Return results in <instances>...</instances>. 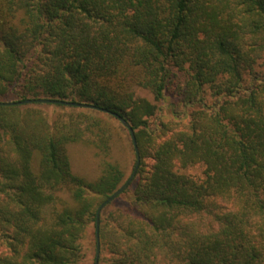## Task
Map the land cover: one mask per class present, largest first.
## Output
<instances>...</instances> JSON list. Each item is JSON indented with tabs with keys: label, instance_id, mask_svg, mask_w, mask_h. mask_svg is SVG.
<instances>
[{
	"label": "trees",
	"instance_id": "16d2710c",
	"mask_svg": "<svg viewBox=\"0 0 264 264\" xmlns=\"http://www.w3.org/2000/svg\"><path fill=\"white\" fill-rule=\"evenodd\" d=\"M41 98L102 110L0 107V264L95 263L114 113L100 264H264V0H0V102Z\"/></svg>",
	"mask_w": 264,
	"mask_h": 264
},
{
	"label": "rangeland",
	"instance_id": "374dc122",
	"mask_svg": "<svg viewBox=\"0 0 264 264\" xmlns=\"http://www.w3.org/2000/svg\"><path fill=\"white\" fill-rule=\"evenodd\" d=\"M138 95L148 98L154 102V97L146 91H138ZM177 102V98L171 97L165 102L163 110V118L165 121H173L171 113V103ZM122 132V131H121ZM120 139L119 133L116 132V137L113 141V149L110 155V160L119 163L127 174H132L134 170L135 156L130 150V144L126 132H122ZM68 155L71 161L72 170L76 175L83 176L89 180L97 179L101 174L102 158L97 156L96 152L83 144H73L68 146ZM204 168L201 166L189 168L187 170H180V173L186 174L193 178L203 177ZM94 254L90 248L86 259L81 264H94Z\"/></svg>",
	"mask_w": 264,
	"mask_h": 264
},
{
	"label": "water",
	"instance_id": "95a60500",
	"mask_svg": "<svg viewBox=\"0 0 264 264\" xmlns=\"http://www.w3.org/2000/svg\"><path fill=\"white\" fill-rule=\"evenodd\" d=\"M34 104H44V105H61L67 107H76L81 109H91V110H102L101 108L94 106L92 104L86 103H76L71 101L65 100H55V99H28L24 101H15V102H0V107H16V106H25V105H34ZM106 113H109L106 110H103ZM115 116L124 127H126L130 133V137L134 146L135 154H136V164L132 174L130 175L129 179L125 184H123L112 196H110L105 202H103L97 211V224H96V240H97V250H96V257L94 264H100V256H101V239H100V217L102 211L107 207L111 202H113L117 197H119L132 183L134 178L137 175V172L140 167L141 157H140V150L137 143V138L134 129L130 125V123L125 120L122 116L114 113L112 114Z\"/></svg>",
	"mask_w": 264,
	"mask_h": 264
}]
</instances>
